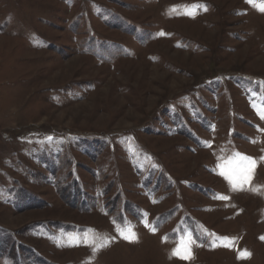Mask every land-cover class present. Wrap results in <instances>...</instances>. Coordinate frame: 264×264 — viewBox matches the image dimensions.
Returning a JSON list of instances; mask_svg holds the SVG:
<instances>
[{"label": "rangeland", "instance_id": "1", "mask_svg": "<svg viewBox=\"0 0 264 264\" xmlns=\"http://www.w3.org/2000/svg\"><path fill=\"white\" fill-rule=\"evenodd\" d=\"M262 4L0 0V264H264Z\"/></svg>", "mask_w": 264, "mask_h": 264}, {"label": "snow or ice", "instance_id": "2", "mask_svg": "<svg viewBox=\"0 0 264 264\" xmlns=\"http://www.w3.org/2000/svg\"><path fill=\"white\" fill-rule=\"evenodd\" d=\"M248 3L254 4V0H247ZM206 10V7H205ZM259 11L264 12V4L259 7ZM163 35V33H161ZM261 118L264 119V112L258 113ZM242 163L238 166L231 167L228 171H222L220 175L224 176L226 180L229 181L233 190H243L245 186L250 185V182L255 174V168L257 162L250 157L241 156L236 154ZM264 159V158H262ZM251 190V189H249ZM220 199H228L227 197H218ZM125 239H129V236H124ZM194 242L191 236L181 237L179 245L173 250L172 255L180 259H188L191 256V243ZM250 253H243L240 258H245L250 256Z\"/></svg>", "mask_w": 264, "mask_h": 264}]
</instances>
